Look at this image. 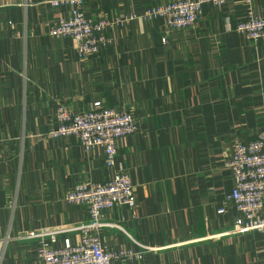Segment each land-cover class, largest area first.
I'll return each instance as SVG.
<instances>
[{
    "label": "crops",
    "instance_id": "crops-1",
    "mask_svg": "<svg viewBox=\"0 0 264 264\" xmlns=\"http://www.w3.org/2000/svg\"><path fill=\"white\" fill-rule=\"evenodd\" d=\"M49 1L0 0V264H36L35 242L18 236L85 220V207L64 194L120 168L137 206L105 210L100 236L110 251L143 250L125 264H264V233L236 230L239 213L227 199L233 144L264 128V40L234 29L245 4H203L184 29L132 20L81 58L72 39L49 34L68 13ZM172 1L84 0L83 11L112 18ZM253 9L264 16V0ZM95 101L137 120L117 141L112 167L99 147L47 135L59 105L82 111ZM75 240L63 232L57 245Z\"/></svg>",
    "mask_w": 264,
    "mask_h": 264
},
{
    "label": "built area",
    "instance_id": "built-area-1",
    "mask_svg": "<svg viewBox=\"0 0 264 264\" xmlns=\"http://www.w3.org/2000/svg\"><path fill=\"white\" fill-rule=\"evenodd\" d=\"M228 1L231 0H174L150 6L141 14L131 12L112 18L91 19L83 11L84 0H50L52 6L66 7L68 13L58 19L49 34L72 39L75 52L82 58L111 44L113 39L107 37L106 32L126 22L163 19L167 28L184 29L197 22L203 4L222 6ZM241 1L246 8L243 18L235 25V31L248 40H264V16L254 12L255 0ZM54 119L55 126L47 132L50 138L73 137L85 151L101 148L106 167L114 166L117 141L137 130V120L131 111L106 106L100 101L93 102L90 108L82 111L59 105ZM227 167L233 178V188L227 199L239 213L234 220L235 229L264 233V128L255 138L233 144ZM63 200L84 206L87 217L65 228L29 231L18 236L35 242L36 264H125L133 257L142 256L143 250L110 251L102 244L100 236L106 225L105 210L119 206L133 210L137 206L135 188L125 168H120L103 182L85 181L74 185L64 194ZM71 231L76 233L75 242L58 246L59 235Z\"/></svg>",
    "mask_w": 264,
    "mask_h": 264
}]
</instances>
